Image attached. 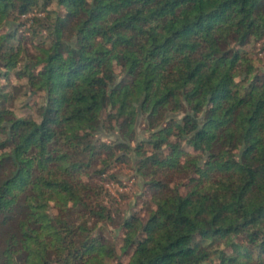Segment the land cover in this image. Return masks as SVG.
Listing matches in <instances>:
<instances>
[{"label": "trees", "instance_id": "obj_1", "mask_svg": "<svg viewBox=\"0 0 264 264\" xmlns=\"http://www.w3.org/2000/svg\"><path fill=\"white\" fill-rule=\"evenodd\" d=\"M263 49L264 0H0V264H264Z\"/></svg>", "mask_w": 264, "mask_h": 264}, {"label": "rangeland", "instance_id": "obj_2", "mask_svg": "<svg viewBox=\"0 0 264 264\" xmlns=\"http://www.w3.org/2000/svg\"><path fill=\"white\" fill-rule=\"evenodd\" d=\"M256 49H260L259 43ZM256 56L259 57V62L261 64L264 58V49L259 51ZM141 128L142 125L140 123L138 124V129L141 131ZM100 134V136L104 135L102 132ZM109 171L115 172L118 179L105 174L103 175L102 182L110 192V195L105 197L106 202L108 203V201L112 200V197H114V203L123 213L128 214L130 211L135 210L144 213L142 197H140L139 193L144 192L145 197H149V193L143 190L144 188L141 184L142 178L135 174L133 162L129 160L126 163H116Z\"/></svg>", "mask_w": 264, "mask_h": 264}]
</instances>
